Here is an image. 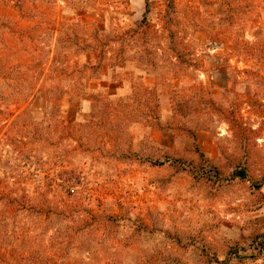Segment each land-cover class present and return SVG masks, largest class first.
<instances>
[{
	"label": "rangeland",
	"instance_id": "rangeland-1",
	"mask_svg": "<svg viewBox=\"0 0 264 264\" xmlns=\"http://www.w3.org/2000/svg\"><path fill=\"white\" fill-rule=\"evenodd\" d=\"M0 176V264H264V0H0Z\"/></svg>",
	"mask_w": 264,
	"mask_h": 264
},
{
	"label": "trees",
	"instance_id": "trees-1",
	"mask_svg": "<svg viewBox=\"0 0 264 264\" xmlns=\"http://www.w3.org/2000/svg\"><path fill=\"white\" fill-rule=\"evenodd\" d=\"M211 104V105H210ZM209 108H208V112L215 114L219 119L221 120H225L228 124L231 125V127H233L232 131H234L235 134L242 135L244 134V131L242 128V125H239L238 123V119H237V115H236V111H229V110H222L217 108V106L215 105V103H213L212 101L209 103ZM175 108H174V116L175 118L177 116H181L184 114L185 112V107L182 103V101H176L174 104ZM4 181V179L0 176V183H2ZM6 188L0 189V202L1 204H3V210L0 213V216L2 218L4 217H9L10 214L16 213V211H24V206L22 205V198H18L16 199V197H11L8 196L6 193Z\"/></svg>",
	"mask_w": 264,
	"mask_h": 264
}]
</instances>
